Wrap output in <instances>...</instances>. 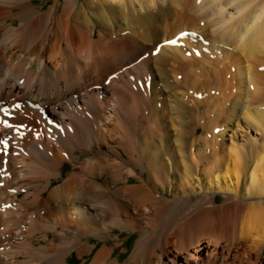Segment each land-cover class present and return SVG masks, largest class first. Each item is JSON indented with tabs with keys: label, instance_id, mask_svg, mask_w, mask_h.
<instances>
[{
	"label": "bare ground",
	"instance_id": "1",
	"mask_svg": "<svg viewBox=\"0 0 264 264\" xmlns=\"http://www.w3.org/2000/svg\"><path fill=\"white\" fill-rule=\"evenodd\" d=\"M35 1L0 0V264H264V0Z\"/></svg>",
	"mask_w": 264,
	"mask_h": 264
},
{
	"label": "rangeland",
	"instance_id": "2",
	"mask_svg": "<svg viewBox=\"0 0 264 264\" xmlns=\"http://www.w3.org/2000/svg\"><path fill=\"white\" fill-rule=\"evenodd\" d=\"M35 2H36V4H42V1H39V0H36ZM52 2L53 1L51 0L50 3H52ZM48 7L49 6H47L46 8H48ZM86 156H88V154ZM68 168H70V166H67L66 170ZM103 181H105V179ZM243 190H245V187H243ZM223 199H224V196L219 194L217 199H216L215 204L222 203ZM115 232L112 234V237L115 240L111 239V240L100 241V240L96 239L95 237H91V239H90L91 244L92 245H97L98 248H102V247H104L106 245L111 247V246H113V244H117L119 242L120 243L121 242L125 243L124 246L122 245L121 247H118V249L115 250L116 251L115 252V257L118 258L121 262H124V261L126 262L130 258L131 254H132V251H133V249H134V247L136 245V242L138 240V233L134 234V233H130L128 231H124L123 232V231H121L119 229L115 230ZM116 236L120 237V239H118L119 241L116 240ZM43 242L44 241H40L38 244L39 245L44 244L45 242L44 243ZM124 250H127L128 253L121 254V253H123ZM70 262H71V264H82V263H84V260H79L78 257H77V254H76L73 257H71Z\"/></svg>",
	"mask_w": 264,
	"mask_h": 264
},
{
	"label": "snow or ice",
	"instance_id": "3",
	"mask_svg": "<svg viewBox=\"0 0 264 264\" xmlns=\"http://www.w3.org/2000/svg\"><path fill=\"white\" fill-rule=\"evenodd\" d=\"M182 35H187V34H182ZM169 43L176 44L177 41L172 40V41H169ZM4 111H5V115H7V110H4ZM0 124H4L8 128L13 127L12 124H9L7 120H3V119H0ZM0 144H3L5 147H7V141H0ZM3 150H4L3 148H0V151H3Z\"/></svg>",
	"mask_w": 264,
	"mask_h": 264
}]
</instances>
